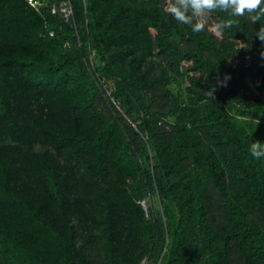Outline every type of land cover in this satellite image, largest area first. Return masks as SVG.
<instances>
[{
	"label": "trees",
	"instance_id": "16d2710c",
	"mask_svg": "<svg viewBox=\"0 0 264 264\" xmlns=\"http://www.w3.org/2000/svg\"><path fill=\"white\" fill-rule=\"evenodd\" d=\"M169 2L0 0V264H264V16Z\"/></svg>",
	"mask_w": 264,
	"mask_h": 264
},
{
	"label": "clouds",
	"instance_id": "9594fccd",
	"mask_svg": "<svg viewBox=\"0 0 264 264\" xmlns=\"http://www.w3.org/2000/svg\"><path fill=\"white\" fill-rule=\"evenodd\" d=\"M217 9L229 13L232 17L243 16L247 12L251 20L255 22L264 16V0H170L166 6V11L172 19L191 25L193 32L202 31L207 13ZM232 25V19H221L216 23L215 30L219 33L226 28H231ZM256 35L264 42V28L259 29ZM247 151L254 159H264V142L251 141Z\"/></svg>",
	"mask_w": 264,
	"mask_h": 264
},
{
	"label": "rangeland",
	"instance_id": "374dc122",
	"mask_svg": "<svg viewBox=\"0 0 264 264\" xmlns=\"http://www.w3.org/2000/svg\"><path fill=\"white\" fill-rule=\"evenodd\" d=\"M144 207L147 211H149L150 208H157L159 207V202L156 194L149 195L144 201H143ZM142 264H150V261L148 259L144 260Z\"/></svg>",
	"mask_w": 264,
	"mask_h": 264
},
{
	"label": "built area",
	"instance_id": "2783aa9c",
	"mask_svg": "<svg viewBox=\"0 0 264 264\" xmlns=\"http://www.w3.org/2000/svg\"><path fill=\"white\" fill-rule=\"evenodd\" d=\"M27 1L36 8H40L44 4V0H27ZM61 10L65 13L66 16L71 15L73 12L70 3H64V5L61 7Z\"/></svg>",
	"mask_w": 264,
	"mask_h": 264
}]
</instances>
